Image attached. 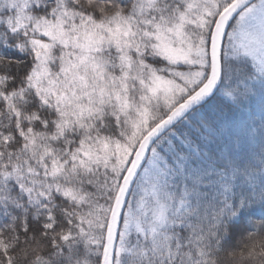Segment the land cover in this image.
Instances as JSON below:
<instances>
[{"label":"snow or ice","instance_id":"obj_1","mask_svg":"<svg viewBox=\"0 0 264 264\" xmlns=\"http://www.w3.org/2000/svg\"><path fill=\"white\" fill-rule=\"evenodd\" d=\"M0 264H264V0H0Z\"/></svg>","mask_w":264,"mask_h":264}]
</instances>
